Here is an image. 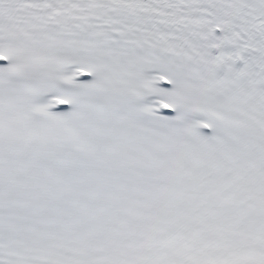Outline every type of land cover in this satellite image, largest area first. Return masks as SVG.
<instances>
[{
  "label": "snow or ice",
  "instance_id": "obj_1",
  "mask_svg": "<svg viewBox=\"0 0 264 264\" xmlns=\"http://www.w3.org/2000/svg\"><path fill=\"white\" fill-rule=\"evenodd\" d=\"M0 264H264V0H0Z\"/></svg>",
  "mask_w": 264,
  "mask_h": 264
}]
</instances>
